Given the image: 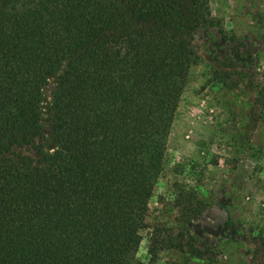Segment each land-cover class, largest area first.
<instances>
[{
  "label": "trees",
  "instance_id": "obj_1",
  "mask_svg": "<svg viewBox=\"0 0 264 264\" xmlns=\"http://www.w3.org/2000/svg\"><path fill=\"white\" fill-rule=\"evenodd\" d=\"M210 1L0 0V264H145L197 32L220 26ZM175 190L185 217L202 214ZM149 242L151 257L205 255L188 231L156 225Z\"/></svg>",
  "mask_w": 264,
  "mask_h": 264
},
{
  "label": "rangeland",
  "instance_id": "obj_2",
  "mask_svg": "<svg viewBox=\"0 0 264 264\" xmlns=\"http://www.w3.org/2000/svg\"><path fill=\"white\" fill-rule=\"evenodd\" d=\"M220 26L201 28L150 201L138 256L145 264H264V0H211ZM60 74L44 89L50 102ZM48 144L53 122L43 115ZM31 154L35 151L27 148ZM180 183L206 208L185 217L174 203ZM156 225L188 231L204 251L149 254Z\"/></svg>",
  "mask_w": 264,
  "mask_h": 264
}]
</instances>
